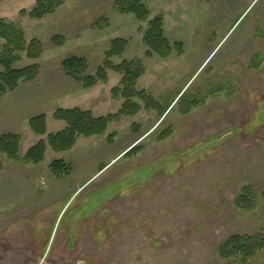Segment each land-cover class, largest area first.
<instances>
[{"label": "rangeland", "instance_id": "obj_1", "mask_svg": "<svg viewBox=\"0 0 264 264\" xmlns=\"http://www.w3.org/2000/svg\"><path fill=\"white\" fill-rule=\"evenodd\" d=\"M37 1L0 0V19L44 51L39 75L0 98V136L19 134L21 154L38 141L33 117L76 106L119 111L111 91L120 77L84 91L61 66L83 57L95 74L116 38L129 40L125 59L146 69L139 87L173 105L162 119L143 110L56 154L72 167L67 178L51 174L52 154L39 166L0 155V264H229L218 247L230 236L264 235V0H145L184 45L166 60L145 58L143 24L119 14L115 0H65L42 21L20 15ZM183 94L198 103L187 115L174 107ZM247 187L258 198L251 212L235 206ZM233 263L264 264V250Z\"/></svg>", "mask_w": 264, "mask_h": 264}, {"label": "trees", "instance_id": "obj_2", "mask_svg": "<svg viewBox=\"0 0 264 264\" xmlns=\"http://www.w3.org/2000/svg\"><path fill=\"white\" fill-rule=\"evenodd\" d=\"M65 4V0H38L34 7L27 12L22 10L20 15L30 20L42 21L48 16H54ZM115 10L121 15H131L142 23L139 33L146 47L145 58L152 60L169 59L173 54L182 56L184 45L179 41L169 39L163 24L162 17L151 18L145 0H115ZM4 41L0 50V98L13 92L23 82L33 81L40 73L38 63L43 55V45L37 39L27 41L22 30L8 20L0 19V42ZM52 42L58 46L64 44L62 37L56 36ZM129 45L126 38H116L111 42L106 58L95 74H89V63L86 58L72 56L65 59L61 66L63 72L81 84L84 91H90L100 85L109 83L113 76L120 77L119 84L111 91L115 101L123 104L116 114L98 116L92 110L81 107L58 109L51 116L39 115L29 121L30 132L38 138L24 154H21L22 139L19 134L6 133L0 136V155L8 161L21 162L25 165L39 166L43 164L48 155H54L49 164L51 174L57 179L67 178L72 174V167L62 158H55L56 154L70 152L81 139L102 138L110 132V127L122 118H134L141 111L155 112L162 119L170 107L163 106L139 87L141 78L146 69L141 60L125 59ZM26 59L29 64L20 66ZM183 94L174 102L182 115L189 114L197 106L191 103ZM197 103V104H196ZM173 107V108H174ZM52 123L61 127L54 132H49ZM160 141L170 137L169 131ZM108 141L113 142V135L108 136ZM133 147L124 157L132 156L139 152ZM0 164V171L2 170ZM264 201V193L262 194ZM257 195L251 187H247L235 199V206L243 212H251L256 208ZM264 250V235H232L218 247L220 259L234 264V261L247 262L257 253ZM233 261V262H230Z\"/></svg>", "mask_w": 264, "mask_h": 264}, {"label": "crops", "instance_id": "obj_3", "mask_svg": "<svg viewBox=\"0 0 264 264\" xmlns=\"http://www.w3.org/2000/svg\"><path fill=\"white\" fill-rule=\"evenodd\" d=\"M114 77V76H113ZM113 77H112V79H113ZM112 79H110V80H112ZM76 107H79V106H76Z\"/></svg>", "mask_w": 264, "mask_h": 264}]
</instances>
